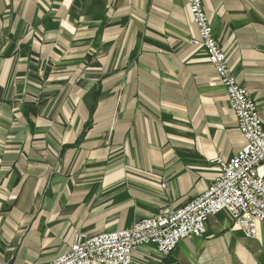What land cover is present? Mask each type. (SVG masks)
<instances>
[{
    "label": "crops",
    "instance_id": "obj_1",
    "mask_svg": "<svg viewBox=\"0 0 264 264\" xmlns=\"http://www.w3.org/2000/svg\"><path fill=\"white\" fill-rule=\"evenodd\" d=\"M202 5L264 126V0ZM196 36L187 0H0V264H45L207 189L244 139ZM130 264H264V224L249 238L220 211Z\"/></svg>",
    "mask_w": 264,
    "mask_h": 264
},
{
    "label": "built area",
    "instance_id": "obj_2",
    "mask_svg": "<svg viewBox=\"0 0 264 264\" xmlns=\"http://www.w3.org/2000/svg\"><path fill=\"white\" fill-rule=\"evenodd\" d=\"M197 29L190 43L201 46L224 88L241 133L243 147L231 158L216 157L218 174L205 191L179 208H167L137 220L130 228L91 236L76 234L69 249L45 264H130L135 247L152 244L163 256L187 237H202L209 217L228 212L246 237L264 224V126L256 103L232 76L225 53L214 37L202 0H187ZM1 264H11L2 262Z\"/></svg>",
    "mask_w": 264,
    "mask_h": 264
},
{
    "label": "bare ground",
    "instance_id": "obj_3",
    "mask_svg": "<svg viewBox=\"0 0 264 264\" xmlns=\"http://www.w3.org/2000/svg\"><path fill=\"white\" fill-rule=\"evenodd\" d=\"M100 234V233H99Z\"/></svg>",
    "mask_w": 264,
    "mask_h": 264
}]
</instances>
